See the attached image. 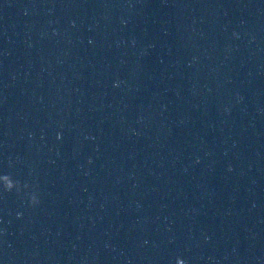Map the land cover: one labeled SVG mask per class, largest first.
I'll use <instances>...</instances> for the list:
<instances>
[{
    "label": "water",
    "instance_id": "1",
    "mask_svg": "<svg viewBox=\"0 0 264 264\" xmlns=\"http://www.w3.org/2000/svg\"><path fill=\"white\" fill-rule=\"evenodd\" d=\"M0 264H264V0H0Z\"/></svg>",
    "mask_w": 264,
    "mask_h": 264
}]
</instances>
